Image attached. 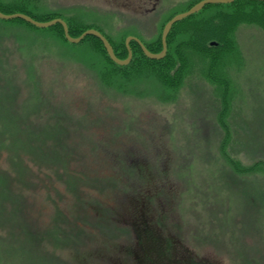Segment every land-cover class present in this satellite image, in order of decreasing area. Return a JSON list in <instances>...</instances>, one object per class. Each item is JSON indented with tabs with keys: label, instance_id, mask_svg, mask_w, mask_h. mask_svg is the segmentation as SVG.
<instances>
[{
	"label": "rangeland",
	"instance_id": "rangeland-1",
	"mask_svg": "<svg viewBox=\"0 0 264 264\" xmlns=\"http://www.w3.org/2000/svg\"><path fill=\"white\" fill-rule=\"evenodd\" d=\"M199 1L0 0L9 13L63 18L75 37L96 28L121 58L134 50L121 65L102 41H69L62 24L0 20V172L17 178L29 161L39 188L12 180L33 230L0 229V264H39L28 253L43 240L47 264H264V19L245 20L242 0L212 3L172 26L161 58L127 42L161 52L166 23ZM201 32L212 38L201 44ZM71 148L73 173L59 177ZM129 188L137 195L115 206ZM116 209L136 211L145 231L133 228L134 242L96 230ZM60 210L89 219L78 228L88 245L56 238ZM211 234L225 238L221 253Z\"/></svg>",
	"mask_w": 264,
	"mask_h": 264
},
{
	"label": "trees",
	"instance_id": "trees-1",
	"mask_svg": "<svg viewBox=\"0 0 264 264\" xmlns=\"http://www.w3.org/2000/svg\"><path fill=\"white\" fill-rule=\"evenodd\" d=\"M242 1H243V4L247 5L248 7H244L243 6L241 10L244 13H246V14L248 13L247 15L250 18V19H245V18L244 19L245 20H248V22L257 23V24L258 23L259 24L262 23L263 24L262 19H264V1H261V0H242ZM0 7H1V5H0ZM1 9L3 11H5V12H8V11H6V9H3L2 7H1ZM22 12L29 13V14H31L32 16H34L35 18H37L39 20H44V19L49 18V17H47V18H40L33 11H31L30 9L29 10H22ZM253 18H256V19H253ZM258 18L260 20H258ZM0 20L6 21V20H3L1 18H0ZM18 20H21V21H23L25 23H29V22H27V21H25L23 19H20V18H18ZM29 25H30V23H29ZM30 26H32V25H30ZM54 26L55 27L58 26L60 28L62 27L61 24H56ZM54 26H51V27H54ZM70 31H71V33L74 32V29H73L72 26L70 27ZM210 35H211L210 33H207V32L206 33H203V32H201L200 38L202 40H201L200 43L201 44H204V42L206 43L205 40H208V39H211L212 38ZM88 37L91 38V39H93L94 40V43H97L98 44L97 41H99V43L101 42V40L98 37L94 36V35H89V36L86 37V39ZM116 53L118 54V56L121 57V53H119L117 50H116ZM151 60H153V59H151ZM159 61H162V60H159ZM68 149H69V147L68 148L66 147L64 150L67 151ZM76 155L77 154L74 151V149L71 148V152L69 151V153L66 155V157L59 161L61 166H58L59 168H58L57 171H58V174L59 175L56 174L57 176H59V177H61V176L66 177V176H68V175H70V174L73 173V170L74 169H73L72 164H70V163H71L72 159L75 160L74 156H76ZM20 157L22 158V156H20ZM69 157L72 158V159H70ZM55 159H56V163H57L58 162V158L55 157ZM35 160L36 159H34V163L36 162ZM61 161H66V162L64 163V162H61ZM23 168L26 171H23L22 172V175L21 176L18 175L17 178L10 171H7L6 173L3 172V171L0 172V204H1L0 205V213H2L7 208V207H4V203L6 205H11L10 206L11 209L9 210V212H11L10 214H6L4 216H1L0 215V229H2L4 231L7 230L8 231V233H7L8 234V237H11V236L15 235L14 232H10L8 230L9 229V225H10L11 222H14L15 224H17L15 226H17L18 229L21 228V225L22 224H26L25 226L28 227V230H25V231H29L28 233H31L32 230H33V227L30 226L27 217H23L24 219H22V220L18 219L20 217V215H21V211H20V214L17 211L19 209V206H21L23 204L22 203H19L17 200L12 199L11 197H13L14 195L9 194L10 193L9 190L12 189V187H11L12 180H14V179H15V181L16 180H18V181H21L22 180L23 183L25 182V184L28 183L29 185H33L36 190H39L37 181L34 183V182H29V180H28V174H30L29 177L34 176V173L32 172L33 171L32 165L29 163V161H26V160L23 161ZM90 179H92V181L95 184H98L97 183L98 180L96 178H92L91 177ZM28 184H27V186H28ZM132 188H133V186H132ZM132 188H129L128 191L126 189H123V190H121V191H123V192H121L123 194H119L116 197H114V200H116L115 206L118 205L122 201L125 202V200L127 199L126 197H130V196H133L134 197V195H137V194H134V191L133 192L131 191ZM23 196H25V194H23ZM1 200H3V201H1ZM13 205L15 207H12ZM121 206H123V205H121ZM60 211L63 213V214H61V216L63 218L64 217L66 218V220L71 225V227H69V226L66 227L65 226V222L66 221L62 222L61 221V216H58V218H59L58 221L60 223L59 224H56L54 228H55V230H58V233H62V234L59 235V237H61V238H58V236H56V238L59 239L60 241L66 242V243L75 242L74 245H76L77 240L78 241L81 240V241H83V244L84 245H88L87 244L86 237H88V239H89V236L86 235L85 239L81 238V236L78 233L82 234L83 232L78 231V228L85 227L82 224V222L88 223L89 219H87V218H85V219H82V218L78 219L79 217H75L73 220H70L67 217V215L64 213L63 210H60ZM118 214H120V215H118ZM130 215H132V216H130ZM134 217H136V211H133L130 214H126V213L124 214V212H122V214H121L120 213V210L119 209H116V213L113 214V217L112 218L108 217V219H106L105 221L95 222V226L97 228L96 230L99 233H103L104 235H106L108 233L107 236L111 237L112 239H114V237L116 239L117 238V234L119 233L118 234V238L119 237H121V238L122 237H125L129 241H133L135 239L133 228L140 229L139 226H141L140 223H138L137 218H134ZM14 219H15V221H14ZM141 228H142V230H141L142 232L145 231L144 230V227L141 226ZM66 229H70V230H66ZM84 229H86V228H84ZM2 230H0V243L1 242L4 243L5 242V239H6V238L4 239V237L6 236V234H3V231ZM22 231H24V230H22ZM141 231L139 232L141 236L138 235L139 239L136 242L138 243V245H142L141 248L143 249V248L146 247L145 243H143L146 240V238H143L142 237L143 235L141 234ZM44 232H45L44 235H47V239H48V235H52V237H55L53 235V233H51V230H47V231L45 230ZM47 239H46V241H47ZM224 240H225V238H222V237H218V238L215 239L213 237V234H211V236L209 238V241L211 242L212 245H214L216 247L215 249H217L216 252H218V253H221L222 252V251H220L221 248H225L224 245H223V244H225V241ZM39 241H40V235L37 234L36 235V239H35V243L37 244V243H39ZM43 241L39 245V248H41V247H43V248L47 247V244L48 243H44L42 245ZM30 247H31V249H30L29 253H28V251H26V250L25 251L29 255L35 256L34 259H36V262L37 263H39V264H47V257H46V255H49V253H42L39 248H38V251H35V249L32 246H30ZM95 249H96V247H95V245H93V249H92L93 251L91 249L89 251V253H91L90 255H96L95 254ZM52 260L53 259H51V261ZM56 260H57V258H56ZM206 264H215V263L212 260H210L209 258H207Z\"/></svg>",
	"mask_w": 264,
	"mask_h": 264
},
{
	"label": "water",
	"instance_id": "water-1",
	"mask_svg": "<svg viewBox=\"0 0 264 264\" xmlns=\"http://www.w3.org/2000/svg\"><path fill=\"white\" fill-rule=\"evenodd\" d=\"M233 1L234 0H200L199 2L195 3L188 10L174 15L166 23L164 30L162 32L163 50L159 53H156V52H153L152 50H150L147 47V45L138 37L129 36L127 39V42L130 41L131 39H135L140 44L142 50L144 51V53L148 57L154 58V59L161 58L167 52V38H168V35H169V32H170L172 26L176 22H178V21H180V20H182V19H184V18H186L192 14L197 13L198 11L202 10L205 7V5H207V4L229 3V2H233ZM0 18H4V19L21 18L23 20H26V21L32 23L35 26H38V27H50V26H53L57 23H60L63 25L66 38L73 43H78V42L82 41L88 35L97 36L103 42L104 47L107 50V52L109 53L110 58L118 64H121V65L128 64L133 57V49L129 45V43H128V51H129L128 57L126 59L121 58L120 56L117 55L116 50H115L113 44L111 43V41L109 40V38L102 31H100L96 28H88L80 36H77V37L73 36L70 32V28H69L68 23L63 18H60V17L52 19V20H48V21H42V20L36 19V18L32 17L31 15L24 13V12H15V13L10 14V13H5L0 9Z\"/></svg>",
	"mask_w": 264,
	"mask_h": 264
},
{
	"label": "bare ground",
	"instance_id": "bare-ground-1",
	"mask_svg": "<svg viewBox=\"0 0 264 264\" xmlns=\"http://www.w3.org/2000/svg\"><path fill=\"white\" fill-rule=\"evenodd\" d=\"M207 5H209V4H207ZM207 5H205V7L207 6ZM204 7V8H205ZM0 9H1V7H0ZM2 10V9H1ZM3 11V10H2ZM3 12H5V11H3ZM19 12H22V11H19ZM5 13H8V12H5ZM24 13H26V12H24ZM10 14H12V13H10ZM27 14H29V13H27ZM29 15H31V14H29ZM32 16V15H31ZM32 17H34V16H32ZM1 19H3V20H12V19H4V18H1ZM26 21V20H25ZM28 22V21H27ZM30 23V22H29ZM70 28V27H69ZM85 31V30H84ZM83 31V32H84ZM71 32V31H70ZM89 36V35H88ZM79 43V42H78ZM133 52H134V50H133ZM106 54L109 56V53L107 52V50H106ZM118 55V54H117ZM134 55V54H133Z\"/></svg>",
	"mask_w": 264,
	"mask_h": 264
}]
</instances>
